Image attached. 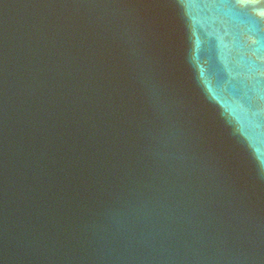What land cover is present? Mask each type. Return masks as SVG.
<instances>
[{
    "label": "water",
    "instance_id": "water-1",
    "mask_svg": "<svg viewBox=\"0 0 264 264\" xmlns=\"http://www.w3.org/2000/svg\"><path fill=\"white\" fill-rule=\"evenodd\" d=\"M0 264H264V0H0Z\"/></svg>",
    "mask_w": 264,
    "mask_h": 264
}]
</instances>
